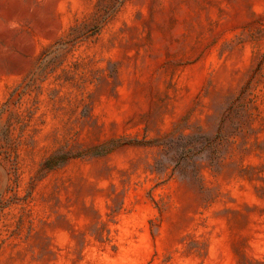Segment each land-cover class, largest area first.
<instances>
[{
    "label": "rangeland",
    "instance_id": "obj_1",
    "mask_svg": "<svg viewBox=\"0 0 264 264\" xmlns=\"http://www.w3.org/2000/svg\"><path fill=\"white\" fill-rule=\"evenodd\" d=\"M0 264H264V0H0Z\"/></svg>",
    "mask_w": 264,
    "mask_h": 264
}]
</instances>
